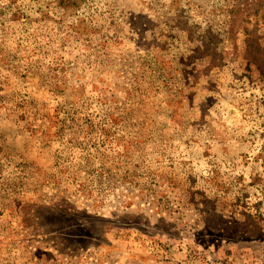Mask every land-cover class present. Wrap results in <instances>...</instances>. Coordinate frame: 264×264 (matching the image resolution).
<instances>
[{
    "label": "rangeland",
    "instance_id": "1",
    "mask_svg": "<svg viewBox=\"0 0 264 264\" xmlns=\"http://www.w3.org/2000/svg\"><path fill=\"white\" fill-rule=\"evenodd\" d=\"M0 0V264H264V0Z\"/></svg>",
    "mask_w": 264,
    "mask_h": 264
},
{
    "label": "trees",
    "instance_id": "2",
    "mask_svg": "<svg viewBox=\"0 0 264 264\" xmlns=\"http://www.w3.org/2000/svg\"><path fill=\"white\" fill-rule=\"evenodd\" d=\"M60 4L63 5L64 7H69V6H77V2H74L73 0H60Z\"/></svg>",
    "mask_w": 264,
    "mask_h": 264
}]
</instances>
